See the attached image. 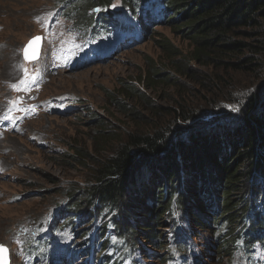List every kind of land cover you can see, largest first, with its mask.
Returning a JSON list of instances; mask_svg holds the SVG:
<instances>
[{
    "label": "trees",
    "instance_id": "16d2710c",
    "mask_svg": "<svg viewBox=\"0 0 264 264\" xmlns=\"http://www.w3.org/2000/svg\"><path fill=\"white\" fill-rule=\"evenodd\" d=\"M116 1L66 0L68 16L93 33L110 27L129 30L135 23L149 39L159 27L176 29L193 49L184 55L167 37L155 36L173 73L163 75L162 83L183 87L182 79L192 78L191 63L244 71L251 81L246 87L231 84L232 93L225 101L221 98L220 108L216 102H210L208 111L179 105L167 113L171 121L166 123L158 117L144 121L130 100L137 96L154 115L163 108L134 84H123L112 95L113 103L129 121L139 119L138 125L135 131L129 126L108 130L106 120L93 115L99 128L94 155L77 151L87 170L85 182L79 181L84 186L70 185L67 198L56 204L58 215L67 219L66 226L79 227L88 245L93 232L103 240L110 229L125 251L140 250L144 256L147 243L163 249L162 255L170 254L172 246L182 254L199 245L201 231L194 233L193 227L208 231L211 239L217 235L221 259L240 248L241 238L246 248L258 241L264 249V0H118L122 12L112 9ZM153 71L157 74L151 75L150 88L160 77L159 70ZM219 80L203 75L213 88ZM234 123L238 127L225 135L211 130ZM85 160H92V166ZM84 213L90 221L101 218L102 227L78 223ZM138 224L149 230L136 232Z\"/></svg>",
    "mask_w": 264,
    "mask_h": 264
},
{
    "label": "rangeland",
    "instance_id": "374dc122",
    "mask_svg": "<svg viewBox=\"0 0 264 264\" xmlns=\"http://www.w3.org/2000/svg\"><path fill=\"white\" fill-rule=\"evenodd\" d=\"M63 1L0 0V45L4 50L0 53V95L4 94L5 99L4 104L0 101V122L18 121L25 126L20 135H10L0 142V161L5 167L0 174V244L10 248L11 264H103L98 253L85 258L83 246L86 242L80 236L79 227L63 226L67 220L64 216L59 223L53 221L52 217L58 214L56 204L67 198L66 190L70 185L85 182L87 170L79 163L77 151L84 150L90 156L94 155V137L99 128L93 115L106 120L108 130L112 126H122V129L129 126L135 131L139 119L129 121L113 103L112 95L118 94L123 84H134L142 93L153 98L157 107L163 108L162 111L156 110L154 115L137 96L130 100L131 105L138 107L144 121L149 117L153 120L158 117L165 118L162 122L166 123L171 121L167 113L179 105L208 111L212 108L209 107L210 102H216L218 104L215 106L220 108L221 98L225 101L232 93L231 84L246 87L252 77L244 71L236 72L225 67L214 70L191 63L192 78H183V87L162 83L163 75L167 77L173 73L167 55L154 41L155 36L159 35L157 39L167 37L184 55H189L193 49L176 29L159 27L151 38L145 39L137 26L134 31H123L118 27L99 36L98 41H93L89 33L76 30L68 19L61 16ZM114 5V11L122 12L120 1L117 0ZM37 35L44 37L43 52L46 51V54L54 45L62 49L57 47L55 51L60 60L89 49L88 58L82 64L70 71L48 73L42 95L41 91L26 89L20 80L25 69L36 66L40 61L27 64L23 60L26 43ZM13 57L16 58L14 61H19V73L18 76L15 74V78H11ZM155 69L159 70L160 77L157 84L150 88L147 85L152 84L150 77L157 74L153 73ZM204 74L221 79L219 85L215 88L207 86L203 81ZM12 85H19L20 90H15ZM14 94L24 101L14 102ZM49 99H61L58 111L48 109ZM10 102H14L15 106ZM23 112L26 115L30 113L27 116L31 121L21 117ZM34 114L41 117L37 118ZM5 116L11 118L5 119ZM230 124L212 127L211 130H214L213 134L225 135L238 127L237 123H234V127ZM0 135H8V132L0 131ZM85 162L92 166V160ZM142 180L144 182L146 179H141L140 186L143 185ZM80 186L83 187V183ZM138 188L136 186L137 192ZM126 202L129 203L128 198ZM87 218L85 214H80L76 221L82 222L85 227L96 226L97 230L104 223L99 217L92 221ZM54 225L59 226L60 230H52ZM193 228L194 233L201 231L198 233L197 250L191 247L188 255L177 254L170 264H248L242 253L221 259L215 237L211 239L212 234L208 231ZM142 230L149 228L138 224L136 232ZM54 234L55 239L43 250V256L28 259L25 255L20 256L18 249L14 253L15 245L23 244V241H49ZM139 235L143 236V233ZM142 236L138 238L143 239ZM146 246L147 254L143 263L139 264H160L164 250L151 249L148 243ZM262 252L259 251L257 255L261 257Z\"/></svg>",
    "mask_w": 264,
    "mask_h": 264
},
{
    "label": "bare ground",
    "instance_id": "6f19581e",
    "mask_svg": "<svg viewBox=\"0 0 264 264\" xmlns=\"http://www.w3.org/2000/svg\"><path fill=\"white\" fill-rule=\"evenodd\" d=\"M0 31H1V28H0ZM57 47L58 46H56V45L51 46L50 50L47 52L46 56L44 57V60L37 63V65H41V66H39L35 70V74L38 76L40 81H38V83L35 85V87H34L35 90L38 89V85L41 84V81L45 82L47 80V74L48 73H52L55 71H63V70L70 71L71 69L78 66L79 64H82L88 58L87 54L89 52V49H84V50H80V52L77 54L73 53V54L67 56L64 60H60L58 58V56L55 54ZM58 49H59V47H58ZM3 51L4 50L1 49V45H0V53H3ZM12 59H13L12 60V68H13V75L12 76L13 77H11V78H15L16 77L15 74L17 73V76H18V73H19V61H17V60L14 61V59H16L15 57H13ZM8 69L10 70V67H8ZM14 70H15V73H14ZM43 91H44V86L42 88V93H43ZM3 97H4V94L0 95V101L3 102V104H4L5 99ZM13 101L18 103V102H23L24 99L21 96L14 94ZM60 102H61V99H49L47 101L48 109L51 111H55V112L58 111V109L60 107ZM29 104H31V102H29ZM23 108L26 109V107H24V106H23ZM24 128H25V126H22L18 121H9L7 123H1L0 122V131L1 132L2 131L8 132V135H5V136L0 135V142L6 140L7 137L10 135H13V136L20 135L21 131ZM4 169H5V167L3 166L2 161H0V174H1V171ZM67 208H66V210H67ZM69 214H71V213H69ZM237 244H238V241H237Z\"/></svg>",
    "mask_w": 264,
    "mask_h": 264
},
{
    "label": "water",
    "instance_id": "95a60500",
    "mask_svg": "<svg viewBox=\"0 0 264 264\" xmlns=\"http://www.w3.org/2000/svg\"><path fill=\"white\" fill-rule=\"evenodd\" d=\"M31 42L32 43L29 44V46L27 47L26 54H25V56H27L29 60H33L34 55L36 53L38 55L42 47V39H39L38 41L32 40ZM3 246H4V251L0 252V264H10V250L7 246L5 245Z\"/></svg>",
    "mask_w": 264,
    "mask_h": 264
},
{
    "label": "snow or ice",
    "instance_id": "6c2138e0",
    "mask_svg": "<svg viewBox=\"0 0 264 264\" xmlns=\"http://www.w3.org/2000/svg\"><path fill=\"white\" fill-rule=\"evenodd\" d=\"M116 5H112V7H115ZM40 38L39 37H36V38H34V40H36V41H38ZM32 42L30 41V44H31ZM26 59H27V56H26ZM25 72L27 73V70L25 69ZM29 79H35V77H29ZM21 84H27V81H21ZM12 87L15 89V90H17V91H19L20 90V86L19 85H12ZM10 103H13V106H15V104H14V102H10ZM233 110L234 111H238V109L237 108H233ZM5 119H10L11 117L10 116H5L4 117ZM17 243H20L19 241H17ZM4 251V246L3 245H0V252H3Z\"/></svg>",
    "mask_w": 264,
    "mask_h": 264
}]
</instances>
